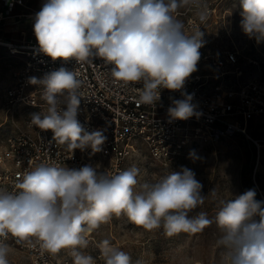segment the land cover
<instances>
[{
    "label": "clouds",
    "instance_id": "clouds-1",
    "mask_svg": "<svg viewBox=\"0 0 264 264\" xmlns=\"http://www.w3.org/2000/svg\"><path fill=\"white\" fill-rule=\"evenodd\" d=\"M189 6L202 23L207 20V0H44L33 32L38 51L52 61L80 64L101 58L114 83L142 84L143 104L157 105L164 89L178 92L179 99L169 97V122L199 119L203 112L185 86L198 71L205 41L200 28L189 34L178 19L179 10ZM240 8L244 34L264 42V0H240ZM29 83L42 88L47 104L45 114H30V127L51 130L53 140L71 152L103 150V130L89 132L77 118L82 81L75 70L61 66L30 77ZM189 158L200 159L195 150ZM139 175L135 166L115 174L93 164L74 168L52 162L26 169L15 190L0 188V264H9V237L17 244L35 240L51 255L67 249L73 264H95L82 251L88 234L122 215L147 231L163 229L168 237L201 233L215 223L221 232L216 243L223 249L218 264H264V200L256 199L255 189L219 199L210 219L204 211L191 213L209 196L217 198V189L203 195L192 169L181 166L155 182L141 183ZM99 248L104 264H133L107 239Z\"/></svg>",
    "mask_w": 264,
    "mask_h": 264
},
{
    "label": "built area",
    "instance_id": "built-area-1",
    "mask_svg": "<svg viewBox=\"0 0 264 264\" xmlns=\"http://www.w3.org/2000/svg\"><path fill=\"white\" fill-rule=\"evenodd\" d=\"M221 1L207 0L209 15L203 23L193 7L181 8L178 19L185 25V31L191 34L195 28H200L205 34L208 27L216 25L223 19ZM43 3L44 0H0V32L10 16L29 18L32 23L30 32L24 31L15 39H7L0 33V52L9 58L13 67L12 83L5 89L2 99L12 130L5 136L4 148L0 152V188L15 190V183L22 178L24 171L41 163L56 162L60 166L78 168L93 156L106 163V172L115 174L125 170L126 161L138 142L146 147L159 165L171 167L185 155L188 147L246 134L245 119L264 117V79L241 78L244 70L236 46L222 52H208L204 47L200 49L198 71L188 80L185 90L195 94V102H198L203 115L199 119L192 117L186 121L169 122V97L179 99L178 92L164 89L157 105H146L139 101L142 84L114 83L110 66L101 58L78 64L74 59L52 61L40 53L33 22ZM16 7L21 11L16 12ZM248 61L254 64L251 58ZM61 66L75 70L82 81L78 120L89 132L103 130L107 137L99 153L92 154L91 149L71 152L53 140L51 130L42 131L29 126L30 114L40 112L43 115L47 111V104L41 98L42 88L30 84L29 78H40ZM230 67L233 69L228 70ZM230 74L234 75V80ZM256 144L259 150L260 145ZM6 243L23 251L30 264H73L67 249L51 255L43 251L35 240L30 245L17 244L14 238L9 237Z\"/></svg>",
    "mask_w": 264,
    "mask_h": 264
},
{
    "label": "rangeland",
    "instance_id": "rangeland-1",
    "mask_svg": "<svg viewBox=\"0 0 264 264\" xmlns=\"http://www.w3.org/2000/svg\"><path fill=\"white\" fill-rule=\"evenodd\" d=\"M220 11L223 19L208 27L204 34V48L208 52L239 49L240 65L243 68L242 79L260 77L264 79V42L249 38L241 29L242 19L240 0H222ZM20 25H26L22 22ZM6 28L2 32H10ZM248 58L254 61L250 63ZM259 66V69H258ZM12 63L0 52V152L4 148L5 136L12 127L3 109L2 99L5 89L11 85ZM230 67L228 70H232ZM210 72V69L209 71ZM234 80V75H229ZM246 134L234 135L211 143H198L188 147L171 167L159 165L140 142L126 161L125 170L135 166L140 170L141 183L155 182L171 170L178 171L181 166L192 169L202 185V194L207 196L210 190L217 189V198L209 196L204 204L191 213L204 211L210 219L218 210L219 199H230L255 189L257 200H264V117L254 116L244 120ZM260 145L258 150L257 144ZM195 150L200 157L195 162L189 158V152ZM86 164H93L105 171L106 163L97 156L89 158ZM106 172V171H105ZM221 232L215 223L196 234L180 233L172 237L164 234L163 229L147 231L128 221L126 216L115 217L89 233L88 247L82 249L91 255L95 264H104L99 244L107 239L112 246L128 253L135 264H218L222 248L217 246ZM9 264H30L25 253L9 246Z\"/></svg>",
    "mask_w": 264,
    "mask_h": 264
},
{
    "label": "crops",
    "instance_id": "crops-1",
    "mask_svg": "<svg viewBox=\"0 0 264 264\" xmlns=\"http://www.w3.org/2000/svg\"><path fill=\"white\" fill-rule=\"evenodd\" d=\"M31 3L35 4L36 2L31 1ZM20 11H21V8L16 7V12H20ZM22 22H26V25H20ZM6 28H11V31L7 33L2 32ZM31 29H32L31 19L25 18V17L10 16L5 20L4 25L1 26L0 33L3 36H5L7 39H15L19 36L20 33L24 31L30 32Z\"/></svg>",
    "mask_w": 264,
    "mask_h": 264
}]
</instances>
